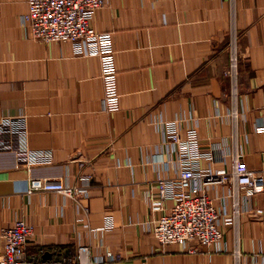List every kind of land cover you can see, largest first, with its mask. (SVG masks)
Wrapping results in <instances>:
<instances>
[{
  "label": "crops",
  "instance_id": "1",
  "mask_svg": "<svg viewBox=\"0 0 264 264\" xmlns=\"http://www.w3.org/2000/svg\"><path fill=\"white\" fill-rule=\"evenodd\" d=\"M27 8V0H0V118L23 114L29 145L50 150L53 162L28 168L0 151V232L17 219L33 224L26 254L39 263L65 264L89 244L100 264H263L264 193L243 196L235 222L232 190L207 187L223 231L211 245L163 243L152 226L174 203L160 198L159 179L180 170L163 142L164 120L197 130L214 154L203 167L231 170L238 151L264 172V0H106L92 23L113 34L121 94L114 112L103 110L99 57L75 53L70 41L32 38L22 22ZM234 31L236 102L225 74ZM80 161L92 175L80 205L28 190L32 177L76 183Z\"/></svg>",
  "mask_w": 264,
  "mask_h": 264
},
{
  "label": "built area",
  "instance_id": "2",
  "mask_svg": "<svg viewBox=\"0 0 264 264\" xmlns=\"http://www.w3.org/2000/svg\"><path fill=\"white\" fill-rule=\"evenodd\" d=\"M106 0H28V8L22 15L23 24L30 36L43 41H70L77 54L96 55L100 59L103 83L102 106L107 112L121 107L118 86V68L112 32L99 31L92 25L95 12ZM239 35L234 31L230 38V59L225 74L231 82V94L236 102L239 96ZM1 90V86H0ZM234 117L239 115L236 106ZM163 142L172 146L180 168L174 178L159 179L158 190L162 200L174 201L170 212L162 213L152 226V232L163 243L198 241L211 245L223 237L220 228V212L206 188L214 184L227 185L232 190V216L238 222L242 213V197L264 193V172L250 168L242 152L232 155L231 170L212 171L203 167L202 158H214L211 149L202 147L195 128L183 133L178 119L163 121ZM13 151L19 164L28 168L50 164L53 153L48 149L32 148L28 142L27 120L23 114L6 115L0 118V151ZM85 163L80 161L76 183L60 178L32 177L28 190L59 192L64 197L81 204L90 195L92 175L84 172ZM88 213V206H83ZM112 225V222H109ZM35 226L24 219H17L1 229L3 252L0 264H64L52 260L36 262L29 259L26 247L33 236ZM44 252V250L42 249ZM237 255L239 248L236 249ZM114 257L109 253V258ZM262 259L264 264V241ZM102 259L93 255L89 244H81L73 258L65 264H100Z\"/></svg>",
  "mask_w": 264,
  "mask_h": 264
},
{
  "label": "rangeland",
  "instance_id": "3",
  "mask_svg": "<svg viewBox=\"0 0 264 264\" xmlns=\"http://www.w3.org/2000/svg\"><path fill=\"white\" fill-rule=\"evenodd\" d=\"M27 4H28V0H27ZM105 4H106V2H105ZM105 4H104V6H105ZM92 25H93V23H92ZM94 26V25H93ZM100 31V30H99ZM107 32H110V31H107ZM43 41V40H42ZM100 67H101V65H100ZM102 79V78H101ZM103 84V83H102Z\"/></svg>",
  "mask_w": 264,
  "mask_h": 264
}]
</instances>
